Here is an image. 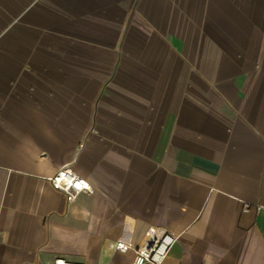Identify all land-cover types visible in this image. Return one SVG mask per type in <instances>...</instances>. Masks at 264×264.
Wrapping results in <instances>:
<instances>
[{
	"label": "crops",
	"instance_id": "crops-1",
	"mask_svg": "<svg viewBox=\"0 0 264 264\" xmlns=\"http://www.w3.org/2000/svg\"><path fill=\"white\" fill-rule=\"evenodd\" d=\"M151 226L161 264H264V0H0V264Z\"/></svg>",
	"mask_w": 264,
	"mask_h": 264
},
{
	"label": "built area",
	"instance_id": "built-area-1",
	"mask_svg": "<svg viewBox=\"0 0 264 264\" xmlns=\"http://www.w3.org/2000/svg\"><path fill=\"white\" fill-rule=\"evenodd\" d=\"M52 186L66 195L67 201H72L81 192H90V184L69 167L59 169L49 177ZM256 209H259L257 207ZM246 210V208H245ZM175 242V237L165 230L148 227L144 241L140 245H133L131 241L116 239L112 246L115 250L125 253L132 250L134 255L131 264H161ZM48 264H84L56 257Z\"/></svg>",
	"mask_w": 264,
	"mask_h": 264
}]
</instances>
